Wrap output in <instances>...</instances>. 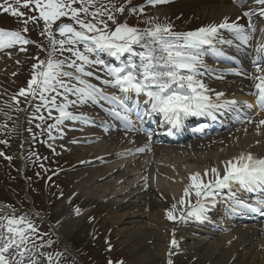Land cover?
Returning a JSON list of instances; mask_svg holds the SVG:
<instances>
[{"label": "rangeland", "instance_id": "374dc122", "mask_svg": "<svg viewBox=\"0 0 264 264\" xmlns=\"http://www.w3.org/2000/svg\"><path fill=\"white\" fill-rule=\"evenodd\" d=\"M9 2L13 3L15 7H18L27 16H38V12L16 5L15 0H9ZM213 3L216 4L215 6L220 4L230 5L233 0H168L167 3L155 5H148L146 0H92V3L87 5L89 15L85 16L84 13H81V18L92 20L91 13L97 9H102L115 16V23L108 20L107 15L98 17V19L105 20L113 30L117 24L127 23L129 26L141 31L160 24L171 25L173 32H189L206 25L207 18L202 15V11ZM3 4L4 0H0V5ZM121 6L125 8L123 13L116 11ZM140 6H146L145 9L150 10L154 18L145 23L143 11L139 10ZM74 7H81V3L78 2ZM132 8H136L137 11L130 12L129 9ZM160 8L164 10L161 18L156 14V11ZM61 22L71 23L69 19L62 18V21H57L52 26L57 40L62 39L59 33L56 32V28ZM189 22H192V24ZM237 22L245 27L251 26L249 17L243 16V13L240 14V19ZM259 22L260 20L257 19V22L253 24L254 27L255 25L257 27ZM98 26L103 27V25ZM24 27L22 18L5 13L0 8V28L21 31L22 35L32 41V43L27 45H17L11 49L0 50V54L9 52L15 54L14 58L6 61L4 69H0V141L6 142L0 143V152L4 153L3 156H0V217H4L3 220H0V223L6 224L9 217H24L26 221L34 224L37 233L31 234V242L28 244V249L37 255L32 260H36L38 264H57L55 262L57 258L60 264H108L109 260L113 264H117L118 261H123V264H167L169 259L172 260L173 264H218L220 257L207 262L199 261V255H204L205 249L197 253L193 248L191 249L190 246L195 244L194 241L186 239L184 232L181 230H171L170 227L175 226V223L169 219L166 222L165 232H160L161 234H156L155 237L150 238L148 235L143 237L139 234H135L132 237L126 232L118 231L121 225L113 223L110 213L95 211L99 203L95 200L85 201L84 203L83 200L78 199L72 203L69 212H59L58 209L62 205L71 203V199L75 197L78 183L70 178V174L79 169L77 168L78 162L67 154L69 151L54 149L53 144L62 141L70 142L69 146L72 149L71 140H75L78 137H93L97 135L89 132V125L91 124L84 118L64 120L62 124L49 128V125H56V117L59 112L53 108L51 109V116H49L50 105L41 107L40 111L37 112V106L42 103L39 96H21L19 94L22 88L27 89L28 81L34 71V64L39 61H46L49 58L53 60L76 59L68 51L61 53L59 45L56 46L57 51L52 52L48 36L46 34L41 35L44 30L43 20H38L35 23L29 22L27 24V33L22 31ZM253 34H256V32ZM223 35L226 34L223 33ZM21 47L25 51H20ZM65 47L68 46L66 45ZM78 47L83 50V45H78ZM235 48L238 49L237 47ZM136 51H143V49L137 46ZM50 52L51 56L49 55ZM100 53L105 55H100ZM106 55L104 52H99L98 55H92L90 58L106 60ZM77 62L79 63V61ZM111 65L119 66V61H114V64ZM85 68L86 71H92L93 73L98 71L101 79H97L95 75L91 77L81 76L82 79L96 85L101 90L108 86L101 83L102 78L105 76V66L86 65ZM63 70L74 71V69H69L66 66ZM76 75L81 74L76 73ZM63 79L70 86L83 87L74 78L63 77ZM10 81H13L14 84ZM58 93L49 92L46 95H55L58 105L67 103L68 107L66 110L73 115L78 116L85 109L92 110L91 100L81 103L77 93H65L63 88H58ZM65 96L67 100H65ZM73 101L75 103H72ZM24 111H28L30 117L22 125L20 115ZM39 116H43L44 119H39ZM37 124L41 126L38 128ZM61 126L74 127L75 129L81 128L83 132H67L70 138L60 139V137L55 136L56 133L54 135L51 131ZM94 126L96 125L94 124ZM108 128L110 127L108 126ZM109 132H113L112 129H109ZM257 132H260V130H257ZM252 142L256 147L258 140H253ZM74 145H77L79 149L90 150L91 153L93 152L92 155H96V150L108 146L109 142L107 138L95 137V140H92L91 143L79 142L77 144L74 143ZM150 156H152L150 153H146L139 158L148 162ZM6 157H11V159L9 160ZM128 157L123 156V158ZM155 158L159 162L166 161L170 165L168 166L170 171L173 172L172 177L180 179L186 176L190 177L192 174L199 172V166L204 167L203 165L197 166V163H193L189 167L182 164L186 159L180 151L176 153H169L168 151L159 153ZM225 159L227 158H223L221 161ZM128 169L132 170L131 168ZM178 169L184 170L186 175L180 177ZM172 177H168V175L162 176L166 181H173ZM162 178L160 180H163ZM148 193L151 195V200L155 202L161 201L159 199L161 197L156 192L149 191ZM119 200H122V197L115 198L113 202H119ZM175 204L177 203L175 202ZM77 208L80 209L79 215L76 213ZM160 209L150 208L148 212H159ZM53 216L56 218H53ZM83 220L84 224L78 229L77 224L79 222L82 223ZM197 227L201 230L206 229L203 226ZM0 231H5L6 233V229H0ZM133 232L135 233L134 230ZM173 238H176L178 242V247L176 248H173L170 243ZM33 243L36 247H33ZM56 245L58 249H56ZM161 245H166L171 250L167 251L168 253L166 252L165 256L162 253L160 256L155 257V262H149L152 255L155 256L154 252H158L157 249ZM145 254L146 258H144ZM224 254L222 252L221 255L224 256ZM13 255H15V252H13ZM243 256L239 254L236 261L234 259L230 260L228 264H239L243 261ZM9 258L11 259L12 257L10 256ZM16 258L18 259V256ZM25 264H28L27 259H25Z\"/></svg>", "mask_w": 264, "mask_h": 264}, {"label": "bare ground", "instance_id": "6f19581e", "mask_svg": "<svg viewBox=\"0 0 264 264\" xmlns=\"http://www.w3.org/2000/svg\"><path fill=\"white\" fill-rule=\"evenodd\" d=\"M215 5L212 4L209 7H205L202 11V15L207 18L206 25L222 22L225 17H228L230 22L236 21L237 17L245 10L252 11V15L249 16L250 20L255 21L256 19H261L256 29V34H252L254 40H251L245 46L247 50L253 53L249 64L242 65L246 68L245 73L237 68L238 66L240 67L239 59L243 55L241 51H236L237 53L230 52L232 46H235L239 42L235 41L233 37L223 35V32L231 33L222 29L221 34L223 38L233 39V45L229 46L214 42L213 48L208 49L202 57L208 68L207 71L201 69L204 75L200 77L209 89L212 90L207 95L211 97L213 102H217L216 92L224 93L220 98V102L224 100H237L240 102L231 109L218 111L217 116L219 118L222 117V112L231 111L239 117L238 120L240 121L242 119L239 116V111L242 110L243 112L250 113L251 119L243 120V124L238 127H234L235 125L228 126L222 132L210 138L198 140L196 136H191L193 134L190 135L188 131L186 132V129L183 128L184 124L179 128L180 130L167 129L165 121L161 118L162 114L151 112V103L147 101L144 95L127 92V95L135 98V101H132L133 103L125 101L126 106L132 109L129 116L131 122L134 124L133 130H129L124 122V128L122 129L113 125V129L117 133L116 135L114 134L115 132L108 134L105 131H98L92 126L89 132L96 133L97 136L78 137L75 140H71L72 149L69 146L70 142L62 141L53 144L54 149L69 151L67 154L78 162L77 168L79 169L70 174V178L78 183L76 186L78 190L75 197L71 199V203L62 205L58 210L60 213H64L65 211L69 212L72 203L78 199L83 200L84 203L85 201L95 200L99 202L95 211H106L110 213L113 223L121 225L120 230H118L119 232H126L132 237L135 234H139L143 237L148 235L151 238L155 237L156 234H161L160 232H165L166 222L168 221L166 217L167 212L172 210L171 205L176 202L178 207H176L174 215L177 219L175 221L171 220L175 223V226H171L170 229L173 231L181 230L184 232L186 239H192L195 244L191 245L190 248H193L196 253L205 249V254L199 255V261L207 262L208 260L220 257L217 262L218 264H228L230 260L234 259L236 261L237 256L241 254L244 256L242 258L243 261L239 264H264V207L259 212H251L239 208L233 210L235 201L231 196L234 193L237 200L252 204L254 207H261L264 205L262 203L263 198L261 201H258L256 198L258 196L257 194L263 193L261 189L257 188L255 191H249L240 187L238 184H233L231 189L225 188L218 190V194L215 197L209 198L205 202V218L197 220L195 217H188L186 220L181 221L179 217L186 215L189 210V204L180 205L179 200L183 197L182 188L189 185L191 181L187 177H182L186 175V172L181 169H178V171L182 179L172 177L173 172L168 167L170 165L166 161L159 162L155 158L159 153H166L167 151L169 153H176L180 151L186 159L182 164L188 167L193 163H197V166H204H199V172L203 180L208 182L215 179V175L211 172L212 168L218 169L222 175L226 162L233 161L235 163L236 158L241 154L245 156L251 154L253 157L259 159H261L260 155L264 156V124H261V121H264V112L255 110L256 97L250 94L256 91L251 79V76L256 74V69L252 62L255 60L261 65H264V52L257 51V47L262 37H264V16L260 15L261 6L256 4L255 0H244L243 6L237 5L234 3V0L230 5ZM163 13L164 10L161 8L156 11V14L160 18ZM245 30L246 32L252 33L250 28L245 27ZM205 47L207 49V46ZM213 49L222 51L224 55H215ZM14 56L15 54L10 52L5 54L1 53L0 69H4L6 61L14 58ZM107 56L113 58L109 54ZM228 60L234 61L232 65ZM232 70L241 74L236 75ZM94 75L96 77L99 76L101 79L98 71L94 72ZM104 77L107 78V75ZM102 90L107 93L105 95H116L121 98L115 90L109 87L103 88ZM102 102L105 105H109L103 106L106 110L116 108L114 104H110L107 100H102ZM245 102L252 104L253 107L248 108ZM134 109L137 111L141 110L142 112L139 115H143L144 119H138L136 117L137 115H135L138 112H134ZM146 112H151V115H145ZM28 113V111H24L20 115L22 125L28 121L30 117ZM254 113L257 114L255 117H252ZM109 114L112 116L111 113ZM79 116L89 121H95L98 126H107L112 119V117L101 116L97 109H85L79 113ZM152 118L161 119L157 121L156 125H153L151 123ZM149 123L153 126L151 127ZM216 125L222 126L223 124L217 122ZM143 127H146V133H143ZM199 128L200 125L195 130ZM257 130H260V132H257ZM72 131L83 132L81 128L75 129L74 127L70 128L68 126L57 127L52 129L51 132L54 135L56 133L55 136L60 137V139H68L70 136L67 135V132ZM153 131H155V135L157 134V138H165L168 133L172 135L171 138H167L171 140H168L169 143H166V147H158L153 144L150 136ZM95 137L107 138L109 142L108 146L96 150V155H92L93 152L91 153L90 150L79 149L77 145H74V143L77 144L79 142L91 143L92 140H95ZM253 140H258L256 147L254 146L255 144L253 145ZM139 148H144L145 150L142 152L137 151ZM146 153L152 155L148 162L139 158ZM123 156L129 157L123 158ZM223 158L227 159L221 161ZM91 160L94 161L90 162ZM205 171L208 172L207 176L203 175ZM163 175L171 176L173 181H166L162 178ZM160 178L163 180H160ZM149 191L156 192L161 197L159 198L161 201L155 202L151 200ZM249 196H251L253 203L250 202V199L249 201L247 200ZM118 197H122V200L113 202ZM185 199L186 201L195 199L193 206L196 205V197L194 194ZM150 208L161 209L159 212L149 213L148 210ZM217 208L221 210L219 217H216L214 214ZM183 210L185 211L184 213H182ZM53 218L56 217L53 216ZM251 220L256 223H246ZM194 223L204 226L206 229L201 230L195 227ZM83 224L84 220L82 223L79 222L77 224V228L79 229ZM169 250H171L170 247L161 245L157 249L158 252H154L155 256L152 255L149 262H155V257L160 256L162 253L165 256V253ZM222 252L225 253L224 256L221 255ZM34 256L37 255L31 250L26 253V257H30V259L34 258ZM146 257L145 254L144 258Z\"/></svg>", "mask_w": 264, "mask_h": 264}, {"label": "snow or ice", "instance_id": "6c2138e0", "mask_svg": "<svg viewBox=\"0 0 264 264\" xmlns=\"http://www.w3.org/2000/svg\"><path fill=\"white\" fill-rule=\"evenodd\" d=\"M78 2L81 3V7H74ZM167 2L168 0H147V3L152 5ZM91 3L92 0H15L16 5L29 8L30 11H36L38 16H27L9 0H4V4L0 5L3 12L22 18V23L25 25L22 29L24 33L28 31L27 24L29 22L35 23L38 20H43L44 30L41 35L46 34L48 36L52 52L57 51L56 46L59 45L61 53L68 51L76 58L71 60L49 58L46 61H39L33 65L34 71L28 81L27 89L22 88L20 90L21 96H39L42 103L37 106V112L40 111L41 107H48L49 105V116H51V109L53 108L59 112L56 125H49V128L62 124L64 120L83 118L68 112L66 110L67 103L58 105L55 95H46L49 92L59 94L58 88H63L65 93H77L81 103L89 100L93 102H98V99L107 100L120 109V111H117L116 108L110 109L111 114L131 123L129 114L132 109L126 106L122 98L116 95H105L96 85L81 78V76L91 77L94 75L92 71H86V65H104L103 60L90 58L92 55H98L99 52L107 53L119 61V66H105L106 75L110 79L102 80L104 85L119 88L122 92L146 95L151 103V112L162 114L172 124H179L182 118L187 116L207 115L215 119V114L218 111L231 109L240 103L237 100L220 102V98L224 95L222 92L215 93L217 102H213L211 97L207 95L212 90L200 79L204 75L201 69L207 71L208 68L202 57L208 49L213 48L214 42L233 45V39L223 38L222 29L233 34L234 39L239 41V44L236 45L238 49L241 45H248L253 39L252 33L246 32L245 26L237 22L240 17H237V21L232 22L229 21L228 17H225L222 22L211 23L189 32H173L171 25L160 24L141 31L127 23L117 24L113 30L105 20L98 19L100 16L107 15L108 20L115 23V16L107 10L97 9L92 12V20L81 18V13H84L85 16L89 15L87 5ZM234 3L243 6L244 0H234ZM255 3L261 6L260 15L264 16V0H255ZM139 10L143 11V6H140ZM116 11L123 13L125 8L121 6ZM129 11L135 12L137 9L132 8ZM250 15H252L251 10L243 12L245 17ZM62 18L69 19L71 23H59L56 32L62 39L57 40L52 26L57 21H62ZM98 25H103V27ZM29 43L32 41L22 35L21 31L0 28V50ZM66 45L68 47H65ZM78 45H83V50ZM137 46L143 51H136ZM20 51H25V49L21 47ZM213 51L217 56L224 55L220 50L213 49ZM257 51L264 52V37H262ZM49 55L51 56V52ZM252 63L255 66L256 74L252 75L251 79L256 91L250 94L256 97L258 106L264 109V65L255 60ZM65 66L74 69V71L63 70ZM232 71L236 75L241 74L235 70ZM76 73L81 75H76ZM63 77L74 78L83 87L70 86L65 83ZM96 78L100 79L99 76ZM65 100H67L66 96ZM245 103L248 108L253 107L252 104ZM151 112H146L145 115H151ZM137 115L139 116V113ZM38 118L44 119L43 116ZM261 124H264V121H261ZM40 126L37 124L38 128ZM0 143L6 142L0 141ZM144 150V148L137 149L141 152ZM3 155L4 153L0 152V156ZM6 158L11 159V157ZM211 172L215 175V179L208 182L203 180L199 172L189 177L191 183L184 188L183 197L179 200L180 205L188 203L189 210L186 215L179 217L181 221L188 217H195L197 220L205 218V202L209 198L215 197L218 190L231 189L233 184H238L249 191H255L258 187L264 188V159L255 158L251 154L247 156L241 154L236 158L235 163L233 161L226 162L222 175L216 168H212ZM203 175L207 176L208 172L205 171ZM193 194L196 197L195 206H192L190 201L185 199ZM231 196L235 201L233 210L239 208L259 212L264 207V205L254 207L252 204L237 200L234 193ZM175 210L176 204H173L172 210L167 212L169 220L175 221L177 219L174 215ZM76 213L80 214L79 208L76 209ZM3 219L4 217H0V220ZM0 229H6V233L0 231V264H25L26 258L28 264H38L36 260L26 257V253L29 252L28 244L31 242V234L37 233L32 222L26 221L24 217H9L6 224L0 223ZM170 243L173 248L178 247L175 238ZM33 247H36L34 243ZM108 264H113V262L109 260ZM117 264H123V261H118ZM167 264H173L172 260L169 259Z\"/></svg>", "mask_w": 264, "mask_h": 264}]
</instances>
